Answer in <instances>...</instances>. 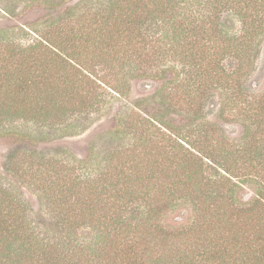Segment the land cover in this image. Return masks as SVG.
I'll return each mask as SVG.
<instances>
[{
	"label": "trees",
	"instance_id": "trees-1",
	"mask_svg": "<svg viewBox=\"0 0 264 264\" xmlns=\"http://www.w3.org/2000/svg\"><path fill=\"white\" fill-rule=\"evenodd\" d=\"M64 2L71 1L45 0L42 8L52 16ZM64 12L67 22L47 30L0 31V139L23 144L19 161L30 163L15 174L51 217L41 231L38 214L0 174V264H264V96L238 85L259 55L264 0H109L93 12L79 3ZM25 28L28 43L16 38ZM165 57L182 62L175 83L195 116L209 91L225 90L224 105L244 120L240 143L211 125L169 130L125 105L115 111L116 131L138 141L96 168L92 157L46 159L13 127H54L103 110L108 95H125L129 61L139 67ZM229 60L236 69L220 67ZM176 212L180 222L170 221Z\"/></svg>",
	"mask_w": 264,
	"mask_h": 264
},
{
	"label": "rangeland",
	"instance_id": "rangeland-1",
	"mask_svg": "<svg viewBox=\"0 0 264 264\" xmlns=\"http://www.w3.org/2000/svg\"><path fill=\"white\" fill-rule=\"evenodd\" d=\"M70 1L64 2L65 6L59 12L49 16L47 9L44 8L46 12L42 8V6H47L45 0L35 3L31 0H0V31L7 29L18 31L20 27L22 29L27 27L28 29L47 30L48 26L55 21L67 22L64 8L68 5L79 3V9L93 12L96 8L98 9L109 2V0ZM57 2L62 3L63 0H56ZM46 15H48L47 18H45ZM227 17V13L223 14L222 21ZM230 25H232V29L234 28L235 33L240 32V22L236 20L234 24ZM28 29H24L27 34L17 32L16 38L23 43L31 41L30 36L32 35ZM149 31L150 35L157 37L160 35L161 28L152 23ZM258 50L257 59L252 61L251 66L245 71L244 77L239 79L238 84L243 85L246 94L254 96V98L264 96V36L258 42ZM128 64L129 66L123 70L124 80L128 81L127 88L124 90L125 95L118 100H113L111 95H108L105 109L100 111L91 109L85 114L72 115L64 124L54 127H42L23 121L17 122L13 127L22 133L29 134L28 137L36 146L34 150L38 154L44 155L46 159L53 158V160L71 162L73 159L85 160L92 157L96 168L99 165L103 167L112 156H120L124 150L138 141V135L134 133L127 130L125 133L116 131L120 125L115 111L125 105L132 107L147 118L157 120L169 130L190 132L194 127H200V125H204L208 130L211 125L214 129H218L219 134L222 133L225 139L240 143L244 134V120L231 113L230 108L224 105L225 98H227L225 90L213 88L209 91L205 98L200 99L202 113H197L195 116L193 108L189 107V100L181 99V90H177L176 87L177 75L178 79L184 76L181 73L183 68L181 61L165 57L159 61H144L139 67L138 64L131 61ZM237 64L238 61L233 60L221 61L220 67L232 71L237 68ZM102 69L104 66L100 65L96 71L100 72ZM144 75H150L152 78H147ZM208 96L212 97V103L206 105L209 100ZM196 107H198V101ZM17 151L19 152L18 160L13 163L10 156L16 154ZM22 151L24 152L25 149L18 139L9 137L0 139V174L3 176L1 184L19 192L29 203L34 214L39 216V218L35 217V220H39L42 231L51 222L47 204L44 201L41 202L39 192L26 181V178L21 177V173L20 177L15 174L17 169H24L30 163V160H26L27 158L19 161ZM25 160L26 163H24ZM244 192L250 193V189L244 188ZM180 218L182 215L180 212H176L172 214L170 221L180 222Z\"/></svg>",
	"mask_w": 264,
	"mask_h": 264
}]
</instances>
